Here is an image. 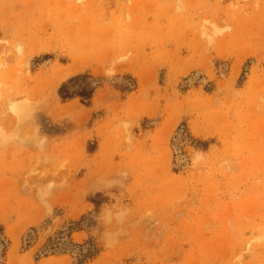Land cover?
Masks as SVG:
<instances>
[{"label": "rangeland", "instance_id": "1", "mask_svg": "<svg viewBox=\"0 0 264 264\" xmlns=\"http://www.w3.org/2000/svg\"><path fill=\"white\" fill-rule=\"evenodd\" d=\"M0 264H264V0H0Z\"/></svg>", "mask_w": 264, "mask_h": 264}, {"label": "bare ground", "instance_id": "2", "mask_svg": "<svg viewBox=\"0 0 264 264\" xmlns=\"http://www.w3.org/2000/svg\"><path fill=\"white\" fill-rule=\"evenodd\" d=\"M225 70V68L223 69ZM223 73V71H222ZM11 100V104H10V110L14 113L17 114L19 117L23 116L27 110H28V106L27 103L25 102L24 99H10Z\"/></svg>", "mask_w": 264, "mask_h": 264}, {"label": "trees", "instance_id": "3", "mask_svg": "<svg viewBox=\"0 0 264 264\" xmlns=\"http://www.w3.org/2000/svg\"><path fill=\"white\" fill-rule=\"evenodd\" d=\"M59 94L62 98H69V91L66 89L65 86H61L60 90H59Z\"/></svg>", "mask_w": 264, "mask_h": 264}]
</instances>
